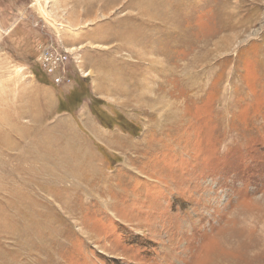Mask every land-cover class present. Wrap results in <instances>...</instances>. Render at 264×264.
<instances>
[{
    "label": "rangeland",
    "instance_id": "374dc122",
    "mask_svg": "<svg viewBox=\"0 0 264 264\" xmlns=\"http://www.w3.org/2000/svg\"><path fill=\"white\" fill-rule=\"evenodd\" d=\"M0 264H264V0H0Z\"/></svg>",
    "mask_w": 264,
    "mask_h": 264
},
{
    "label": "built area",
    "instance_id": "2783aa9c",
    "mask_svg": "<svg viewBox=\"0 0 264 264\" xmlns=\"http://www.w3.org/2000/svg\"><path fill=\"white\" fill-rule=\"evenodd\" d=\"M39 50L38 61L43 73L55 84H62L70 62L69 50L53 43L43 45Z\"/></svg>",
    "mask_w": 264,
    "mask_h": 264
}]
</instances>
